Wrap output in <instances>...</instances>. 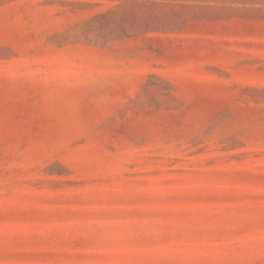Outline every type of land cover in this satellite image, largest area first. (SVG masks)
<instances>
[{
    "label": "rangeland",
    "instance_id": "374dc122",
    "mask_svg": "<svg viewBox=\"0 0 264 264\" xmlns=\"http://www.w3.org/2000/svg\"><path fill=\"white\" fill-rule=\"evenodd\" d=\"M0 264H264V0H0Z\"/></svg>",
    "mask_w": 264,
    "mask_h": 264
}]
</instances>
